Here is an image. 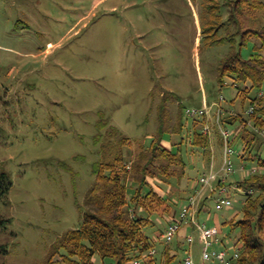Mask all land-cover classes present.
I'll list each match as a JSON object with an SVG mask.
<instances>
[{"label": "rangeland", "instance_id": "374dc122", "mask_svg": "<svg viewBox=\"0 0 264 264\" xmlns=\"http://www.w3.org/2000/svg\"><path fill=\"white\" fill-rule=\"evenodd\" d=\"M227 1L0 0V173L9 174L13 182L6 199L0 200V214L10 219L0 227V264L47 262L56 243L81 227L83 212L96 209L87 202L96 179L94 165L110 159L125 137L130 141L123 145L124 158L132 165L158 129L164 96L171 128L180 110L206 105L213 125L218 103L224 116L249 118L250 98L264 92V85L252 88L244 100L232 77L223 85L219 80L221 61L233 43L228 38L212 41L236 29L227 24ZM243 12L242 27L264 24V11L251 12L245 6ZM219 19L224 25L210 30V37L202 33L203 26ZM236 40L240 49V37ZM255 41L242 47L245 58ZM194 119L189 117L188 124ZM186 134L167 131L165 142L177 149ZM219 136L215 127L209 153L182 145L187 162L183 176L149 181L168 196L173 214L200 191L198 222L221 228L224 242L218 247L226 245L232 252L240 229H232L231 220L243 217L246 198L237 181L244 175L242 166L245 172L259 166L257 154L264 158V147L255 142L247 150L246 156L252 157L243 159L239 154L244 141L236 138L235 172L226 176L228 191L221 194L218 184L225 171ZM107 143L112 153L104 154L102 145ZM212 169L219 180L194 189ZM228 195L232 205L218 209L217 199ZM160 214L147 229L153 238L165 231ZM195 225L183 227L173 244L180 238L194 264H202L204 244ZM156 243L160 258L165 244ZM187 254L178 252L173 264ZM95 259L102 264L99 256ZM54 260H60L59 254Z\"/></svg>", "mask_w": 264, "mask_h": 264}, {"label": "trees", "instance_id": "16d2710c", "mask_svg": "<svg viewBox=\"0 0 264 264\" xmlns=\"http://www.w3.org/2000/svg\"><path fill=\"white\" fill-rule=\"evenodd\" d=\"M226 4L230 9L227 24L236 29L226 33L228 37L215 38L212 41L228 38L233 43L230 52L221 61L219 80L223 85L227 76L232 77L236 87L239 88V95L246 100L252 88L262 89L264 85V24L257 28L242 27L239 17L243 16L245 6L251 12L264 11V0H228ZM219 21L207 23L202 27V33L208 34L210 30L224 25V22L219 23ZM236 36L240 37V49L236 47ZM251 39L256 41L251 54L245 58L242 55V47ZM238 82L246 86L240 88ZM250 100L254 111L249 114V118L239 113L223 116L227 128L230 124L239 123L236 128L229 129L235 132L233 145L237 137H241L244 141L243 153L239 154L243 159L252 157L246 155L247 150L250 151L255 142L261 148L264 147V138L259 137V134H262L260 132H264V92L262 95L251 97ZM185 114L186 110H180L177 122L171 128L169 109L164 96V100L159 105L158 129L148 146L142 147V150L135 155L132 165L124 158L123 145L130 141L128 137L117 142L116 152L110 159L94 165L96 179L87 195V202L93 203L96 209L83 212L81 227L69 230L56 243L54 254L45 264H96L97 256L102 259V264H134L136 261L140 264H173L177 261L178 252L181 250L190 252L180 238L177 244H173L175 238L180 237V231L170 244L163 239V233L174 218L180 217V212L175 211L176 213L173 214L168 205V196L158 192L154 184L149 181V177L171 178L173 175L185 174L187 162L182 153L184 144L201 148L205 153H209L212 141L211 137L202 131L204 117H195L193 123L189 125L190 116ZM184 130H187V134L177 143V149L164 145V135L167 131L178 134ZM219 143L223 146L221 136ZM102 147L104 154L112 153L110 143ZM257 156L258 171L244 174L237 181L238 188H242L246 194L242 207L243 217L239 220L234 217L231 220L232 229L235 227L240 229L236 244L240 242L242 245H239L241 253L237 264H264V158L260 153ZM12 184L10 175L1 172L0 200L6 199ZM223 185H226V180L219 181L218 187ZM80 208L82 211L83 207ZM156 214L165 218V231L161 230V233L153 238L147 233V229L154 227L153 218ZM9 221L10 219L0 214V227L5 226ZM190 225L184 224L182 228L193 227ZM221 239L224 241V237ZM157 241L165 244L160 258L157 256L159 254L156 248ZM154 249H157V253L152 256L150 253ZM58 254L60 260L55 261L54 256ZM184 260L179 264H185Z\"/></svg>", "mask_w": 264, "mask_h": 264}, {"label": "built area", "instance_id": "2783aa9c", "mask_svg": "<svg viewBox=\"0 0 264 264\" xmlns=\"http://www.w3.org/2000/svg\"><path fill=\"white\" fill-rule=\"evenodd\" d=\"M263 92L260 93L262 95ZM221 99H224L223 97ZM218 105V110L215 113L214 116V123L213 125L210 122L211 116H210V109L206 105L204 108L196 109V108H188L186 110V114L190 117H204L205 122L202 127V131L209 135L210 137L214 133L215 127L217 128L218 134L221 136L223 140V157H224V163L222 170L225 171V175L220 180L218 179V174L211 170L210 173H205L203 176L199 179L198 182H195L194 188L198 189L199 185L207 186L211 184L213 181L219 180L223 181L226 179V176L230 175L231 173L235 172V166L234 162L232 160V156L236 154V150L234 149V146L232 144V140L234 137V130H231L227 128L224 125L223 122V116H224V108L221 106L220 103L216 104ZM254 111V106H250L249 108V114H251ZM264 136V132H260ZM244 171L243 174H250L258 171V168L255 167L250 171L245 172L246 168L245 166H242V169ZM221 194H224L228 191L227 185H223L218 187ZM199 191V190H197ZM199 193L194 194L187 205L183 207V209L180 212V217L174 218L172 223L169 225L165 233H163L162 237L165 239V242L167 244H170L174 236L181 230L182 226L184 224H191L192 226H197L200 231V240L204 244L203 248V263L202 264H237V260L240 257L241 248L236 244V248L234 251H230L226 245L218 247L221 243L223 244L224 241H222V230L217 226H208L206 223H199L197 220L198 216V198ZM233 201L232 198L228 196H222L221 198L217 199V208L218 209H224L226 207H230L232 205ZM187 242L189 244L193 243V237L189 236L187 238ZM157 251L154 249L150 253L152 256L156 255ZM185 264H194L191 252H188L187 256L184 260ZM135 264H140V262L136 261Z\"/></svg>", "mask_w": 264, "mask_h": 264}, {"label": "crops", "instance_id": "0c3cea01", "mask_svg": "<svg viewBox=\"0 0 264 264\" xmlns=\"http://www.w3.org/2000/svg\"><path fill=\"white\" fill-rule=\"evenodd\" d=\"M219 140V139H218ZM164 145L167 146V147H171V144L169 142H165L164 141ZM190 227V226H189ZM194 228V227H193ZM185 245V244H184Z\"/></svg>", "mask_w": 264, "mask_h": 264}]
</instances>
